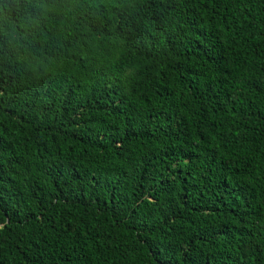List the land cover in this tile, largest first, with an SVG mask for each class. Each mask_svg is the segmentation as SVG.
<instances>
[{
	"label": "trees",
	"instance_id": "16d2710c",
	"mask_svg": "<svg viewBox=\"0 0 264 264\" xmlns=\"http://www.w3.org/2000/svg\"><path fill=\"white\" fill-rule=\"evenodd\" d=\"M0 264H264V0H0Z\"/></svg>",
	"mask_w": 264,
	"mask_h": 264
}]
</instances>
